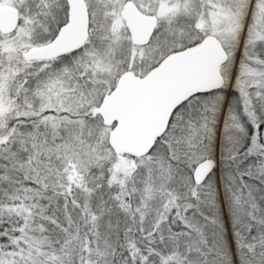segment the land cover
Here are the masks:
<instances>
[{
	"label": "snow or ice",
	"instance_id": "1",
	"mask_svg": "<svg viewBox=\"0 0 264 264\" xmlns=\"http://www.w3.org/2000/svg\"><path fill=\"white\" fill-rule=\"evenodd\" d=\"M0 264H264V0H0Z\"/></svg>",
	"mask_w": 264,
	"mask_h": 264
}]
</instances>
